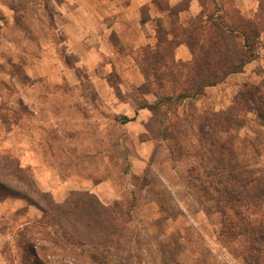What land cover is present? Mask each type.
<instances>
[{"label": "rangeland", "instance_id": "rangeland-1", "mask_svg": "<svg viewBox=\"0 0 264 264\" xmlns=\"http://www.w3.org/2000/svg\"><path fill=\"white\" fill-rule=\"evenodd\" d=\"M28 1L0 0V154L20 159L36 184L35 175L49 180L54 170L61 179L104 182L102 197L122 225L112 244L97 249L68 237L66 264H264V0L254 15L263 32L254 64L197 100L165 104L164 126H171L156 139L131 123L149 94L142 47L118 40L114 54L82 62L85 54L69 50L61 17L49 18L47 0ZM218 1L229 23L246 19L234 0ZM217 9L208 3L205 11ZM167 85L186 87L182 79ZM224 185L260 206L248 215V232ZM26 218L19 209L1 215L0 228L11 223L9 264H20L16 233ZM50 259L60 264V256Z\"/></svg>", "mask_w": 264, "mask_h": 264}, {"label": "trees", "instance_id": "trees-1", "mask_svg": "<svg viewBox=\"0 0 264 264\" xmlns=\"http://www.w3.org/2000/svg\"><path fill=\"white\" fill-rule=\"evenodd\" d=\"M190 1L183 0L180 5L171 7L168 0H155L160 9L167 13L170 25L166 26L162 19H157L155 30L158 44L154 48H141V66L145 76L142 85L145 90L142 91L154 93L158 100L155 103L144 100L137 105L136 110L146 108L152 112L146 125L152 139L157 136L154 132H159L164 137L169 133L171 125L164 126V123L171 109L163 111L165 104L180 105L186 99L197 100L205 94L208 87L222 83L231 74L244 72L258 58L256 42L263 33L261 20L243 19L231 24L221 14L218 0H200L205 9L208 3L218 6V9L209 14L204 9L200 15L182 22L180 13L189 10ZM144 20L146 19L143 18ZM209 25L215 27L214 33H211ZM179 44L189 47L192 53L190 61L175 59L173 47ZM180 79L186 84L182 91H177L176 88L173 90V87L167 85L170 82L176 84ZM153 81L155 89L152 88ZM225 181L227 184H236L233 180ZM224 189V193L234 195L228 197L231 208L248 232L252 226L248 215L252 208L254 212H258L260 206L257 207V203L249 199L248 194L234 193L239 189L232 192L228 185H224ZM7 198L22 199L42 212L40 218H26L25 222L19 224L16 246L21 250L20 264H54L50 259L52 255L60 256V264H66L70 243L68 237H77L81 246L89 245L97 249L101 244H112L113 237L120 232L122 226L114 208L103 203L97 195L75 190L64 202L59 203L50 192L37 186L20 159L2 153L0 203ZM19 214L26 215V207L19 209ZM10 224L4 223L1 230H8ZM8 252L6 243L3 253L10 262Z\"/></svg>", "mask_w": 264, "mask_h": 264}, {"label": "crops", "instance_id": "crops-1", "mask_svg": "<svg viewBox=\"0 0 264 264\" xmlns=\"http://www.w3.org/2000/svg\"><path fill=\"white\" fill-rule=\"evenodd\" d=\"M182 1L168 0L171 7L180 5ZM29 2L30 4L36 3L34 0H29ZM46 4L53 8L52 14L49 15L51 21L55 22L58 17H61L60 29L69 40V50L74 52L77 50L85 54L82 57V62L95 58L99 53L114 54L115 45L119 41L123 42L122 40H127L126 43L130 41L135 45V48L153 47L158 40L156 30L152 27L153 22L157 19H162L166 24L168 22L167 13L160 9L155 0H47ZM233 5L239 9L243 17L253 19L259 9L260 2L259 0H234ZM204 9L200 0H191L189 10L180 13V16L191 12L196 17ZM143 18L146 20L143 21ZM56 24L58 25V23ZM175 55L177 59L183 61L192 59V53L186 44L177 45ZM253 64L254 62L250 63L247 69ZM143 82H145V78L142 75L141 83ZM151 95L154 100L156 99L154 102L148 98ZM144 99L155 103L158 97L154 93H149ZM131 116L133 117L131 123L138 130L145 131L152 112L146 108L138 110L134 108V114ZM151 143V140H147L144 144L151 146ZM49 177V180H44L41 179V176L35 175V180L41 190L50 192L55 201L59 203L64 202L68 195L75 190L89 191L106 203L101 191L105 189L104 182L91 185L88 180L77 177L70 176L61 179L57 170L51 172ZM114 195L113 191L106 196L112 198ZM23 207H26V216L31 220L42 216V212L37 207L28 205L24 200L7 198L0 203V218L4 212H15ZM6 237V233L0 228V264H9L3 254L7 242Z\"/></svg>", "mask_w": 264, "mask_h": 264}]
</instances>
